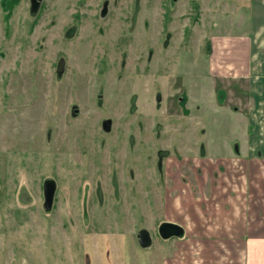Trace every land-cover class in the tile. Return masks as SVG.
<instances>
[{"label": "rangeland", "instance_id": "rangeland-1", "mask_svg": "<svg viewBox=\"0 0 264 264\" xmlns=\"http://www.w3.org/2000/svg\"><path fill=\"white\" fill-rule=\"evenodd\" d=\"M113 1L114 20L90 26L101 0H89L74 17L77 0H39L34 11L31 0H20L11 13L0 0V264H173L175 248L191 244L162 233L174 223L175 202L189 203L190 191L204 200L209 176L221 175L205 166L201 182L208 184L194 194L195 157L233 155L236 163L243 141H233L243 128L234 122L264 143V0H177L169 26L166 0L144 8ZM139 27L135 40L148 39L140 52L154 54L150 75L125 91L131 76L115 77L134 72L139 60L108 42L130 41ZM69 52L78 55L57 77V60ZM116 54L119 61L129 55L113 76L121 92L100 75ZM82 57L89 58L86 72L77 67ZM250 59V77L238 79ZM69 80L88 87L71 90ZM159 92L162 108L155 109ZM134 93L137 110L130 112ZM103 118L112 122L110 133L97 126ZM224 170L236 186L237 166ZM47 178L57 181L49 211ZM143 228L152 235L147 248L138 241ZM202 248L210 246L198 243Z\"/></svg>", "mask_w": 264, "mask_h": 264}, {"label": "crops", "instance_id": "crops-1", "mask_svg": "<svg viewBox=\"0 0 264 264\" xmlns=\"http://www.w3.org/2000/svg\"><path fill=\"white\" fill-rule=\"evenodd\" d=\"M250 53L253 56V44L250 45ZM230 65L236 66L237 63ZM250 70L251 59L249 66L247 61L237 78H249ZM241 127L243 133L240 135L239 132L240 137L234 139L233 144L243 141V151L233 165V155H211L206 161L195 157L198 162L194 169L195 181L190 179L196 188L194 194L208 184L201 182L205 166L221 175L215 173L212 179L209 176L212 182L204 200L200 196L193 200L195 196L192 198L190 191V201H185L189 203L183 205L182 200L175 202L172 221L183 229V234L178 237L186 236V241L191 244L189 250L175 248L173 264H180L182 258L188 259L186 262L189 264H264V143L259 134H245L244 122H234L233 129L240 131ZM228 166H237L236 186L229 183L234 181L233 178L226 177L224 168ZM219 196L223 200L215 201ZM198 243L210 248L197 249Z\"/></svg>", "mask_w": 264, "mask_h": 264}, {"label": "flooded vegetation", "instance_id": "flooded-vegetation-1", "mask_svg": "<svg viewBox=\"0 0 264 264\" xmlns=\"http://www.w3.org/2000/svg\"><path fill=\"white\" fill-rule=\"evenodd\" d=\"M88 1L89 0H77V3L74 4L76 11H75V13H74V15L72 17H74V16H76L78 14L83 13L82 9L83 8L84 9H87V7L89 6ZM101 1H102L101 8H100L98 14H95V16L93 14V17H92L91 14L88 13L91 16V21H90L91 25L90 26H93L94 25L96 19L98 21L102 22V23H105V24L111 23V22L106 23V21L108 20V17L109 16H110V20H114V18H115V15H113L112 12H110V9L114 10V12H115V9H116L117 12H119V8H118V6H115V3H114L113 0L112 1H110V0H101ZM136 1L139 2V4L141 5V8H144L146 4H150V2H151V0H125L124 7L125 6H129V5H132ZM75 2H76V0H75ZM175 2H177V0H166V2L162 4V7L164 9V16L167 18V22H166L165 26H169L170 23H171V21H172L171 14H172V11L174 10V5L176 4ZM170 3H172V7H170L168 9V6H169ZM164 6H165V8H164ZM166 7H167V9H166ZM78 9H79V12L77 13V10ZM70 23H71V19H70V21L67 24H63V26H62V32H67V28L70 25ZM86 26H87V24H86ZM81 30H84V33L83 34H87L88 33L87 32V28H85V27H83ZM136 35H143V30L141 29V27H139L135 32H133L131 34L130 41L121 42L120 43L119 42V37H118V39L116 41L109 40V42H108L109 47L117 46L119 48V50H122L124 52H127L128 49L129 50H134L135 51V55L137 56V58L139 60L138 63H136L134 65V68H135V71L134 72H130V71L129 72L128 71L125 72V71H122V72H118L119 74H117L116 73L117 65H118V71L119 70H125L126 69V67H127V58L129 57V55L125 59L122 58L120 61H119V57H118L117 54L114 55V56L113 55L111 56V58L109 60V64L106 67V70L104 72L100 73V75L106 77L110 82H112L115 85L114 91H117L118 90L119 92H121V90H122V89L117 88L118 83H116L115 82V79L113 78V76L116 75V74H117V76L115 78H117L119 76V80H122L124 78V76H131V79H126L125 80V81L128 82V83H126V84L123 85L125 91L128 90V88H131V86H133V87L140 86V83L139 82H137L135 85H132L131 83H132L133 80H136L137 81V80H140L142 77H145L146 78L147 75H150V74H148L147 69H148L149 61L152 60L151 57L154 54H152L147 59L146 56L143 55V51L140 52V50H142V49L144 50L146 48V46L148 44L147 43V40L148 39L146 40V39H144L145 37H143L141 40L136 41L135 40V36ZM64 36L65 35L63 34V38H64L65 42H67L68 41V38L66 40ZM166 43H167V40L165 39V42H164L165 46H167ZM124 47H128L127 50H124ZM76 55H78V54H74L72 52H69L68 53V58H62V59H60V57L58 58L57 63H56V74H57V77H61L64 74H66V69H67V65L69 63V59H71L72 57H74ZM136 56L135 57H132L131 60L134 61L135 58H136ZM84 60H89V58L82 57L81 60H80L82 62L80 63V66L77 64V67L79 69L81 67L82 70H84L86 72V68L88 66V61H84ZM141 62H146V64H145V68L142 69V71L140 72L139 70L141 69ZM60 80H62V79H60ZM142 81H143V79H141V82ZM70 82H72V81H70ZM78 86H82V87L83 86H87L88 87V85H82V84L77 83V82H72L71 90H80V89H77ZM93 87H95V89H96L95 91L97 92L96 82L93 83ZM84 90H86V88ZM131 97L132 98H131V104L129 105V111L130 112H135L137 110L136 101L138 100V94L137 93H134V94L131 95ZM178 100L181 103V101L184 100V97H182V96L181 97H178ZM161 102H162V95L159 92L158 93V100H157V103L155 105V109L162 108L161 107ZM187 102H188V100L185 102V104H187ZM72 112H73V117L74 118H77L78 115L80 114L79 109L76 108L75 105L73 106ZM97 126L100 129L105 130L108 133H110L111 130H112L111 127H110V126H112V122L109 119L103 118L102 120H100V122L98 123ZM108 133H106V134H108ZM86 161H87V165H88L90 161L89 160H86ZM121 169H123V168H121ZM47 179H53V178H47ZM56 183H57V181H56ZM43 190H44V183H43ZM44 203H45V198H44ZM44 210H45V208H44ZM172 224L173 225H171V224H164L163 225V227H162V233H163V235L168 236L170 233L176 232V229L177 228L175 226L177 224H175V223H172ZM143 229H147V228H143ZM147 230H149V229H147ZM139 232H138V234H139ZM138 241H139V238H138Z\"/></svg>", "mask_w": 264, "mask_h": 264}, {"label": "water", "instance_id": "water-1", "mask_svg": "<svg viewBox=\"0 0 264 264\" xmlns=\"http://www.w3.org/2000/svg\"><path fill=\"white\" fill-rule=\"evenodd\" d=\"M32 2V10L34 11L36 7L39 5V0H31ZM57 190V183L54 179H47L44 182V198H45V203H44V208L46 211L51 210L53 202H54V197L55 193ZM176 232L174 234L177 235H182L183 234V229L180 226H175ZM139 242L140 244L144 247H150L153 243L151 232L147 229H142L139 234H138Z\"/></svg>", "mask_w": 264, "mask_h": 264}, {"label": "trees", "instance_id": "trees-1", "mask_svg": "<svg viewBox=\"0 0 264 264\" xmlns=\"http://www.w3.org/2000/svg\"><path fill=\"white\" fill-rule=\"evenodd\" d=\"M20 0H5L4 2V8L9 11V13L12 12L13 7L19 2Z\"/></svg>", "mask_w": 264, "mask_h": 264}]
</instances>
